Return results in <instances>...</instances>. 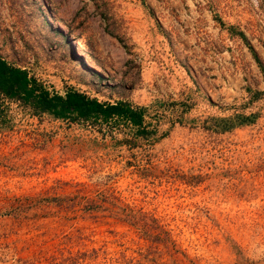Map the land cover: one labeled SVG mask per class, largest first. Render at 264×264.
<instances>
[{
  "label": "rangeland",
  "instance_id": "374dc122",
  "mask_svg": "<svg viewBox=\"0 0 264 264\" xmlns=\"http://www.w3.org/2000/svg\"><path fill=\"white\" fill-rule=\"evenodd\" d=\"M0 55L148 129L1 100L0 264H264V0H0Z\"/></svg>",
  "mask_w": 264,
  "mask_h": 264
},
{
  "label": "trees",
  "instance_id": "16d2710c",
  "mask_svg": "<svg viewBox=\"0 0 264 264\" xmlns=\"http://www.w3.org/2000/svg\"><path fill=\"white\" fill-rule=\"evenodd\" d=\"M240 34L245 38L242 32ZM257 62L264 76V67ZM3 99L18 103L35 115L49 114L56 119L87 123L102 135L122 127L129 128L133 134L148 133L144 107L133 106L124 100L102 102L72 87H67L63 95L53 93L25 68L9 63L0 55V101ZM246 118L242 117L239 123L245 122Z\"/></svg>",
  "mask_w": 264,
  "mask_h": 264
}]
</instances>
